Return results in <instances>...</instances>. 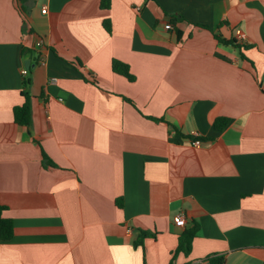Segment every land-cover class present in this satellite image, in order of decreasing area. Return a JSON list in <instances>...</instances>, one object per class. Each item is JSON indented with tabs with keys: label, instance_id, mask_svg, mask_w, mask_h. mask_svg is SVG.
I'll use <instances>...</instances> for the list:
<instances>
[{
	"label": "crops",
	"instance_id": "obj_1",
	"mask_svg": "<svg viewBox=\"0 0 264 264\" xmlns=\"http://www.w3.org/2000/svg\"><path fill=\"white\" fill-rule=\"evenodd\" d=\"M101 2L0 0V264H264V0Z\"/></svg>",
	"mask_w": 264,
	"mask_h": 264
},
{
	"label": "trees",
	"instance_id": "obj_2",
	"mask_svg": "<svg viewBox=\"0 0 264 264\" xmlns=\"http://www.w3.org/2000/svg\"><path fill=\"white\" fill-rule=\"evenodd\" d=\"M101 6L107 8L108 0H102ZM177 20L178 18L175 16L172 19V21H177ZM103 25L107 31L110 30V25H109L108 20H104ZM202 26L207 27L206 25H202ZM177 35H178V38L181 36L180 31H177ZM214 35H215V38L223 44L232 45L237 48L241 47L240 44L242 43H240L234 37V35L233 37H230V38L222 37L220 34H217V33ZM76 62L79 63L80 65L79 61H76ZM111 68L113 72L126 77L128 80L130 81L134 80V76L130 72L129 66L126 63L119 61L117 59H112ZM24 97H25L24 102L21 105L15 106L13 108V116H14V121L16 123L29 126L30 118H31L30 117V100H29V96L27 93H24ZM228 122H229V119L226 117H217L213 122V126L216 130L221 131L222 129L226 127ZM43 155H44V158H46V155L45 154ZM117 204L118 206L121 205V199L117 202ZM5 208L6 207L0 202V242L9 241L14 234V225H13L12 220L10 218L3 216V211L5 210ZM196 229H197V226L194 224L192 226L187 227L182 233L179 234L178 244L174 251V254L180 251L184 252L185 254L189 252L191 248V241L193 237L195 236ZM148 235L154 236L155 234L151 232H147V231H141L140 238L142 239L143 237H146ZM141 239L138 242L136 241V244H140ZM209 264H213V262L211 261Z\"/></svg>",
	"mask_w": 264,
	"mask_h": 264
},
{
	"label": "built area",
	"instance_id": "obj_3",
	"mask_svg": "<svg viewBox=\"0 0 264 264\" xmlns=\"http://www.w3.org/2000/svg\"><path fill=\"white\" fill-rule=\"evenodd\" d=\"M136 9H140V7H136ZM42 12H45V7L42 8L41 10ZM164 28L165 29H170L172 28L171 24L170 23H166L164 24ZM234 37L240 42V43H243L245 41V34L243 32H240V31H235V34H234ZM42 45V39H38L36 40L35 42V46L37 47H40ZM27 73V70L26 69H23L22 70V74H26ZM195 136H197V134H195ZM192 144L193 145H200L201 144V140H199L198 138L194 139L192 141ZM175 223L178 225V226H183L185 224V219H184V216L182 214H178L176 215L175 217ZM127 231H131L130 228H127ZM203 261H198V262H194L192 264H202ZM222 264V263H221Z\"/></svg>",
	"mask_w": 264,
	"mask_h": 264
}]
</instances>
